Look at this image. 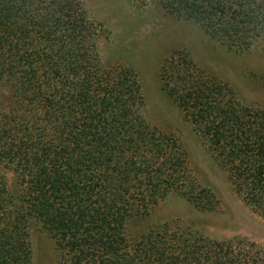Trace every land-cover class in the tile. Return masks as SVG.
<instances>
[{"label": "trees", "instance_id": "obj_1", "mask_svg": "<svg viewBox=\"0 0 264 264\" xmlns=\"http://www.w3.org/2000/svg\"><path fill=\"white\" fill-rule=\"evenodd\" d=\"M234 53L264 54V0H154ZM178 108L233 193L264 218V103L198 65L184 47L158 60ZM0 264H31L29 227L58 264H264V250L174 218L146 221L169 193L213 209L178 138L150 124L135 70L102 64L82 0H0Z\"/></svg>", "mask_w": 264, "mask_h": 264}, {"label": "rangeland", "instance_id": "obj_2", "mask_svg": "<svg viewBox=\"0 0 264 264\" xmlns=\"http://www.w3.org/2000/svg\"><path fill=\"white\" fill-rule=\"evenodd\" d=\"M95 24V44L104 64L132 67L144 100L141 113L153 125L173 133L186 152L195 180L216 198L213 209L195 208L176 193H169L143 220L178 218L191 229L215 239H242L264 250V218L252 212L233 193L221 169L196 137L178 108L159 90L157 65L171 47H184L193 60L226 81L243 102L264 103V54L255 46L234 53L209 40L196 26L164 14L154 0H82ZM9 104L0 92V109ZM9 188L15 174L0 167ZM31 264H58L53 241L37 225L29 227Z\"/></svg>", "mask_w": 264, "mask_h": 264}]
</instances>
